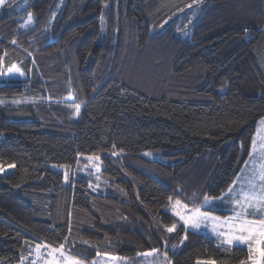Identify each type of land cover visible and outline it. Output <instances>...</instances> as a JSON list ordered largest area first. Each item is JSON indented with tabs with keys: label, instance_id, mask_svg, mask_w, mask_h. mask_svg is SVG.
Listing matches in <instances>:
<instances>
[{
	"label": "trees",
	"instance_id": "trees-1",
	"mask_svg": "<svg viewBox=\"0 0 264 264\" xmlns=\"http://www.w3.org/2000/svg\"><path fill=\"white\" fill-rule=\"evenodd\" d=\"M0 57L26 74L0 76V164H15L0 172V264L65 237L85 261L153 248L170 264L247 258L168 206L220 196L247 159L264 116V0H6ZM158 77L161 95L138 91ZM79 155L98 157L112 191L63 183L57 166Z\"/></svg>",
	"mask_w": 264,
	"mask_h": 264
},
{
	"label": "snow or ice",
	"instance_id": "snow-or-ice-1",
	"mask_svg": "<svg viewBox=\"0 0 264 264\" xmlns=\"http://www.w3.org/2000/svg\"><path fill=\"white\" fill-rule=\"evenodd\" d=\"M5 0H0L3 5ZM189 8L192 5H188ZM33 20L32 13H28L25 26ZM15 43V41H13ZM3 58L0 57V65ZM23 75L21 70L13 64L7 72L0 71V76ZM79 112V106H76ZM264 123V121H262ZM258 140L253 138L249 151V159L244 162V167L237 174L236 179L228 186L226 195L231 197L233 204V215L220 217L213 215L210 211H203L202 207L211 206L217 200L223 201L224 196L218 198L204 197L201 206L189 207L180 199H176L172 204L174 215L182 221L185 231L188 229H200L202 226H211L217 236L223 238V242L228 245L244 244L248 247V256L240 261V264H264V142L257 147ZM122 151V150H121ZM115 155V153H113ZM146 155H151L146 153ZM89 159H93L89 157ZM98 159V157L96 158ZM7 168H15V164H8ZM5 171V165L0 164V172ZM67 179V174L65 175ZM239 185V187H236ZM169 197V201H172ZM176 224L166 228L169 233L174 232ZM223 229V231H221ZM187 238L186 236L184 237ZM67 237L58 246L43 243L35 246L37 257L44 260V264H85V261L78 256H72L66 251ZM44 250V254H42ZM158 253V249H151L148 252L138 253V256L151 257ZM101 254L98 252L97 257ZM105 258L119 260V257H112L108 253L103 254ZM167 258V253H164ZM33 264H36L33 261ZM92 264H96L95 261ZM197 264H216L214 260L197 261Z\"/></svg>",
	"mask_w": 264,
	"mask_h": 264
},
{
	"label": "rangeland",
	"instance_id": "rangeland-1",
	"mask_svg": "<svg viewBox=\"0 0 264 264\" xmlns=\"http://www.w3.org/2000/svg\"><path fill=\"white\" fill-rule=\"evenodd\" d=\"M195 5L198 7L199 3L196 2ZM185 12L186 11H183V15L185 14ZM19 69L21 70V68H19ZM4 72H7V70H5ZM21 72L23 73V75L15 74V75L1 76V79H2V81H6V80H10V79H24L26 77V74L23 72V70H21ZM161 89L162 88L160 87V78L158 77V79L154 83L147 84V85L143 86V88H141L139 90L137 89V90L139 92L147 95V96H151V95L159 96L163 93V91ZM68 99L70 100L71 98L68 97ZM78 106H79V112H80L81 106L80 105H78ZM79 112H77L75 109V111L73 112V115H72L73 119L78 118ZM262 121H264V116L259 118L256 122L255 133L253 134V136L251 138L250 148L252 146V142H253L254 137H256L258 140L257 147H260L261 142H264V123H262ZM146 153H150L151 155H146ZM144 154H145V156H149V157H152V156L155 158L159 157V156H157V154L152 155L153 153H151V152H145ZM80 157H82V158H80ZM89 157H92L93 159H89ZM96 158L97 157H94L92 155H79L77 162L74 165L57 166L62 171L63 183H65V184L69 183L70 177H75L77 175H83L86 178V180L89 184V187H91L93 189H98L100 183H102L103 189H104L103 191H112V188L115 186V183H113V182L107 183L105 180L102 179V177H100L99 173L101 170V162L99 159H96ZM248 159H249V154H248L246 160H248ZM243 167H244V163H243L242 167L240 168V170L238 171L237 174L240 173V171ZM12 169L13 168L9 169L5 166L4 172L11 171ZM66 174H67V179H65ZM237 174H236V176H237ZM236 176L234 179H236ZM236 187H239V185H236ZM227 189H228V187L223 191V193L220 196L210 197V198H218V197H221L223 195L224 196L223 201L217 200L210 207H214V208H218V209H224L227 213L224 215H218V214L212 212L213 215L220 216L222 218L223 217H229V216L233 215V204L231 202V197L226 195ZM175 200L176 199L172 200L168 206V211L172 215H174V211L172 209V204L175 202ZM204 207L207 208L209 206H204ZM202 210L207 211L203 208H202ZM178 220H179V218H178ZM179 222H180V224H182V221L179 220ZM192 230L211 237L217 243L228 245V244L223 242L222 237L217 236V234L212 231L211 226H209L207 228L202 226L200 229H192ZM221 231H223V229H221ZM38 244H43V243H38ZM36 245L37 244H35L34 246H32L30 248L29 254L27 255V257L22 259L20 264H33V261H35L36 264H44V260L42 258L37 257V255L35 253V246ZM233 245L243 246V247L247 248V250H248L247 245L235 244V243ZM228 246H232V245H228ZM146 252H148V251H146ZM42 254H44V250H42ZM109 255L112 257H117V256L112 255V254H109ZM119 258H120L119 260H112V259L105 258L104 255H100L99 257H97V256L94 257L90 261H85V260L84 261H85V264H92L93 261H95L96 264H170L169 260L167 258H165V255L163 253H156L151 257L139 256L135 260H128V259L123 258V257H119ZM206 261H208V260H206ZM216 264H218V263H216Z\"/></svg>",
	"mask_w": 264,
	"mask_h": 264
}]
</instances>
